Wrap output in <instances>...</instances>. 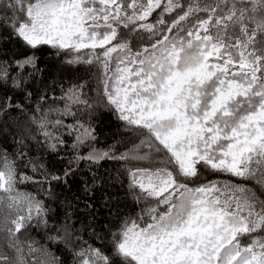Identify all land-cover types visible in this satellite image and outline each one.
Masks as SVG:
<instances>
[{"label":"snow or ice","instance_id":"6c2138e0","mask_svg":"<svg viewBox=\"0 0 264 264\" xmlns=\"http://www.w3.org/2000/svg\"><path fill=\"white\" fill-rule=\"evenodd\" d=\"M106 162L134 207L101 233L78 211L121 204ZM0 193V264H264V0H0Z\"/></svg>","mask_w":264,"mask_h":264},{"label":"trees","instance_id":"16d2710c","mask_svg":"<svg viewBox=\"0 0 264 264\" xmlns=\"http://www.w3.org/2000/svg\"><path fill=\"white\" fill-rule=\"evenodd\" d=\"M41 67L45 74V79L47 82L52 83L54 81L56 82H63L67 83L70 80H75L79 76L85 75L83 68H71L69 66L61 65L58 59L55 56H48L45 55L41 57ZM93 86H95V81L93 80ZM55 93L57 96L60 94V90L57 87L55 89ZM51 96L52 94L49 93ZM20 119V125L21 128H23V125L25 123V120L23 117H19ZM117 133V125L116 121L112 119V117L105 113L101 117V119L98 121L97 124V135L99 136L100 140V146L103 147L108 143H111L113 141L114 135ZM9 143H11V140L9 139ZM51 166V164L49 165ZM63 164H57V168H63ZM27 171V170H25ZM99 172L103 174L104 176H112L114 180H122L123 181V187L120 186L119 182H117L115 187L110 188L111 193H119L121 204L117 205L115 202L110 205V208L112 210V215L109 214V209L105 208L103 206L102 200L100 197L102 196L104 189H101L97 192L96 196L97 198L93 201V203L96 205V208L99 209V214H95V209H93V215L94 218L89 216L88 210H80L78 211V215L80 217V221L82 222V225L86 228L87 225L91 224L93 228L96 229L97 232H106L107 228L105 227L106 224L110 223V221L114 218L115 212L117 210L120 211H128L129 208L134 207L131 201H125L124 194L127 191V176L121 174L120 171V163L119 162H106L104 167L99 169ZM30 174V173H29ZM90 178L86 169H83L82 171L77 174L76 177L70 178L69 183L71 184V191H69L67 188H64V194L68 196L69 199H73L74 196L80 195V188L82 181L85 179ZM21 190L24 191H34V188L31 185H21L19 186ZM3 193H0V196H3ZM127 203L128 207L126 208L124 205ZM14 215L15 210H10L7 208V200L5 198V202L3 204H0V228L3 227V222L5 216L9 214ZM78 227L81 226L79 223L77 225ZM36 239H39L40 237L36 234H32ZM84 238L92 241L93 243H98L95 241V238L92 237L89 233V231L83 232ZM23 238V237H22ZM0 251L6 252L9 256L15 257V253L8 248V240H7V234L4 231H0Z\"/></svg>","mask_w":264,"mask_h":264}]
</instances>
